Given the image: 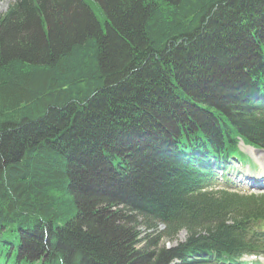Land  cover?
I'll list each match as a JSON object with an SVG mask.
<instances>
[{
  "label": "trees",
  "instance_id": "trees-1",
  "mask_svg": "<svg viewBox=\"0 0 264 264\" xmlns=\"http://www.w3.org/2000/svg\"><path fill=\"white\" fill-rule=\"evenodd\" d=\"M241 141L264 149V0H16L0 14V264L264 256V193L219 183L247 161ZM140 223L166 225L152 243L187 237L156 255Z\"/></svg>",
  "mask_w": 264,
  "mask_h": 264
},
{
  "label": "rangeland",
  "instance_id": "rangeland-1",
  "mask_svg": "<svg viewBox=\"0 0 264 264\" xmlns=\"http://www.w3.org/2000/svg\"><path fill=\"white\" fill-rule=\"evenodd\" d=\"M15 0H0V14L6 12ZM99 17L102 19L104 22V15L99 14ZM242 149L244 150L245 153H247L251 158H253L256 168L252 169L251 172L254 173L256 177L254 179H251L248 177L250 175V171L247 170L246 168H235L232 171V181L234 183H239L237 185L240 189L241 192H262L264 191V188H260L262 185L257 184V182H264V177L263 172H264V151L262 148L259 149H254L249 146H244L242 144ZM253 176V175H251ZM257 181V182H256ZM264 186V185H263ZM139 229L141 230V237H147L145 239V242L150 244L152 247V250L154 251V254L158 255L161 254L163 251L169 250V248L175 246L176 242L178 241H183L187 237V231L185 229H182L179 231V233L175 234L173 229L169 230L172 233L168 232L169 239L167 237L166 232H164L163 236L166 238H160V241L155 240L153 243L149 241V238H151L152 235L156 234L157 232L160 231H165L166 230V225L164 224H159L158 228H155L154 230L147 229L146 225L140 223ZM155 231L156 233H154ZM152 234V235H149ZM149 235V236H147ZM177 238V239H176ZM142 242L141 244H143ZM140 244V245H141ZM250 260L254 258H249ZM255 260L264 264V256L262 257H255Z\"/></svg>",
  "mask_w": 264,
  "mask_h": 264
},
{
  "label": "bare ground",
  "instance_id": "bare-ground-1",
  "mask_svg": "<svg viewBox=\"0 0 264 264\" xmlns=\"http://www.w3.org/2000/svg\"><path fill=\"white\" fill-rule=\"evenodd\" d=\"M79 97V96H78ZM264 173V172H263Z\"/></svg>",
  "mask_w": 264,
  "mask_h": 264
}]
</instances>
